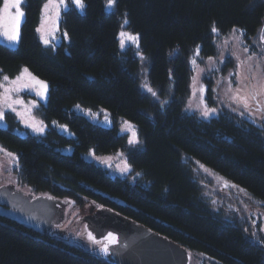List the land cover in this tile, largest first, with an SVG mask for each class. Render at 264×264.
Instances as JSON below:
<instances>
[{
  "label": "trees",
  "instance_id": "trees-1",
  "mask_svg": "<svg viewBox=\"0 0 264 264\" xmlns=\"http://www.w3.org/2000/svg\"><path fill=\"white\" fill-rule=\"evenodd\" d=\"M44 2L26 0L18 50L0 40V79L27 68L47 82L44 121L68 126L75 139L50 130L41 142L0 127V146L18 156L19 182L54 197L56 205L72 197L88 210L111 209L187 249L192 264H264V234L258 230L252 240L249 224L228 220L207 193L214 176L245 190H240L244 197L264 211V125L229 112L209 121L184 112L189 58L198 46L203 59L216 55L213 26L222 36L242 30L249 52L256 51L252 45L257 41L260 52L253 54L263 57L264 1L116 0L115 11L107 14V0H83L84 14L72 6L62 15L61 30L68 33L69 43L64 39L56 51L45 48L38 36ZM125 18L127 29L139 35L151 86L165 98L174 83L167 108L141 92L142 59L132 49H119ZM79 104L107 111L114 128L74 114ZM124 120L137 126L143 150L119 135ZM8 121L19 126L13 115ZM68 146L74 149L71 156L57 151ZM90 150L98 155L124 151L130 177L111 178L84 161L82 155ZM32 200L28 196L24 201ZM15 211L0 198V264H110L106 257L15 220Z\"/></svg>",
  "mask_w": 264,
  "mask_h": 264
},
{
  "label": "rangeland",
  "instance_id": "rangeland-1",
  "mask_svg": "<svg viewBox=\"0 0 264 264\" xmlns=\"http://www.w3.org/2000/svg\"><path fill=\"white\" fill-rule=\"evenodd\" d=\"M256 1L257 0H255V2ZM48 3L49 0H45L44 5ZM56 3H58V0H56ZM25 5L26 0H23L20 5V9L24 13L23 16H25ZM44 5L41 10L38 34L42 38L43 42L45 39L48 41L47 44L44 43L45 48L56 51L57 48L64 42V39L69 43L68 37H65L64 34H62V15L72 6L76 8L80 14H84L86 11V5L84 3V8L81 10L75 4L71 3V0H67V9H65L63 6L56 8L52 4H49L47 12H44L43 10ZM9 11L14 16L17 14L15 8L10 9ZM114 11L115 5L112 8H108L106 2L105 12L107 14H112ZM1 12L5 16L8 15L5 14L3 10H0V13ZM57 12L59 15H57ZM13 23L14 21H11L7 27L2 22H0V40L5 42L8 46L10 43L4 37L6 32H10L12 30ZM127 26L128 24L124 25L122 23L120 32L123 30L132 33L129 29H127ZM214 34L217 49L215 56L210 57L211 59H203L201 56V46H198L189 58L188 63L191 70L190 94L189 98L187 99L184 112L188 115H195L205 121L218 118L223 113L229 112L230 114L236 115L247 122L253 123L257 126H263L264 111L258 110L256 101L259 100V109L264 110V55L263 57H260L253 54L260 52L259 43L254 41L252 48H255L256 51L249 52L251 49L245 46L244 35H241V30L239 31L237 29L236 32H231L229 35L225 36L217 33ZM118 39L119 49L122 53L126 52L128 49H132L134 54L142 59V68L140 74L141 92L152 98V100L156 102L162 109L167 108L173 100L174 83H170L167 97L162 98L158 91L150 84L149 68L147 65L148 61L141 52L140 38L136 43H132L127 38H125V47L123 49L120 46V35H118ZM262 44H264V42H262ZM245 48L248 50L245 51ZM197 49H199V55H197ZM12 50H18V47L17 49ZM193 60L196 61L195 64L192 63ZM23 69H21L20 72L14 77L8 76L9 80H15L17 76L22 74ZM25 83L29 84V87L20 88V90L17 92L15 89L19 87V85L10 84L8 81H3L2 78L0 79V84L4 85V87H0V97L4 95V88H10L13 89V91L10 93L12 100L19 99L23 101V104H14V107L16 108L15 112L7 107L4 108L5 118L4 120L0 121V127L7 130L10 129L21 137L33 136L41 142L44 141V138L50 130H53L69 139H75V135L70 131L68 126L65 130L62 127L65 126L64 124L56 122L55 124L52 123L48 125L44 121L43 108L47 107L48 105L49 85L47 84L48 98L47 100H44L41 99L39 95H37V92L40 91L39 85L34 84L26 74L24 75V78L20 84ZM147 87H151L157 93V96H152V94L147 91ZM210 87H213V92L211 95L209 93ZM238 89L239 91H237ZM253 92L258 94L256 99L252 98ZM234 96L246 97L248 99L250 108L246 110L239 100L233 99ZM205 104H207L209 108H215L217 110L216 113L205 118L201 114ZM17 112L21 113V115H17ZM72 112L74 114L83 116L89 122L100 127L107 129L114 128V122L111 115L103 109L94 110L79 104V108H77V105L74 106ZM8 115H13L15 117V121L19 123L18 127H14L10 124L8 121ZM41 121L45 126L44 132L41 134L33 131L31 127L26 126L30 123H35L37 126H39V122ZM125 121L126 120L118 125L119 135L127 137L129 143V140L133 139L132 133L134 131L136 133V139L139 142L129 144L132 147L143 150V144L137 126L127 121L132 125V128H128L125 125ZM57 151L67 156H71L74 153V149L71 146L57 147ZM93 152V150H90L89 152L84 153L82 155V159L86 162L94 163L100 166L111 178L125 179L130 177L132 171H122V169H124L125 163L129 165L127 154L124 151H119L109 155H98L95 152V155H93ZM18 169V156L16 154L9 155V153L5 152L0 146V188L14 186L17 190L22 191L26 196L34 197V201L49 198L48 194L33 192L30 186L22 185L19 182L18 175L16 174ZM203 172L208 175L206 171ZM210 179L211 187L208 188L207 193L215 199V196L218 195L217 189L222 193L223 191L220 190L221 185L219 178L210 176ZM51 199L54 200L55 198L52 197ZM220 200H223V198L220 197ZM57 205L58 206H56V208L59 214L54 216L56 223L54 228L51 230V235L64 238L68 241V244L79 247L80 249H83L87 252L107 257L108 252L105 253L103 249L106 248V243L110 241L109 238L105 240H99L97 237L91 236L94 237V239H90L86 227L81 223L83 218L91 213V211L88 210L89 206L80 203V201L72 197L62 199V202ZM262 230V234H264V217ZM190 261L193 263L192 257Z\"/></svg>",
  "mask_w": 264,
  "mask_h": 264
},
{
  "label": "water",
  "instance_id": "water-1",
  "mask_svg": "<svg viewBox=\"0 0 264 264\" xmlns=\"http://www.w3.org/2000/svg\"><path fill=\"white\" fill-rule=\"evenodd\" d=\"M3 201L12 203L15 220L37 230H51L52 212L43 200L26 202L21 194L0 191ZM87 228L103 237H116L110 246V264H188V251L168 238L138 224L121 214L103 208L83 218Z\"/></svg>",
  "mask_w": 264,
  "mask_h": 264
},
{
  "label": "snow or ice",
  "instance_id": "snow-or-ice-1",
  "mask_svg": "<svg viewBox=\"0 0 264 264\" xmlns=\"http://www.w3.org/2000/svg\"><path fill=\"white\" fill-rule=\"evenodd\" d=\"M22 2H23V0H5V4H4V8H3V12L5 14H8L9 10L12 9V8H15L16 11H17V14L14 17H12V19L14 20V23H13V26H12V30L10 32H6L5 33V35H7V37H8V39L11 40V41H14V42H18V40H19L18 26H19L20 18L23 17V15H24L23 11L20 9V5H21ZM71 3L75 4L81 10H83V8H84L83 0H71ZM49 4H52L56 8H59L60 6H63L65 9H67V6H68L67 5V0H58V3H56V0H49V3L44 5V9H43L44 12L48 11ZM115 4H116V0H107V7L108 8H112ZM57 15H59L58 12H57ZM128 23H129V21L125 18L123 20V24L127 25ZM212 32L219 34V30L215 26H213ZM233 32H236V29H233ZM119 35L121 37L120 46H121L122 49L125 47V38H127L132 43H136L139 40V35L138 34H133V33L127 32V31H123L122 30ZM241 35H243V31L242 30H241ZM64 36L67 37L68 33L65 32ZM259 39H260L261 42H264V34H261ZM44 43L47 44L48 41L45 39ZM244 50L247 51L248 49L245 48ZM197 55H199V49H197ZM209 59H211V58H209ZM192 63L195 64L196 61L193 60ZM0 72H2V70H0ZM25 74L27 75V77L30 78V80L34 84L39 85L40 91L37 92V95H39L41 97V99L47 100V98H48L47 97V91H48L47 83H45L44 81L38 80L37 77L33 76L32 73L29 72V70L27 68L23 69L22 74L20 76H17L15 78V80H11L10 81L9 77L7 75H3L2 79H3V81H8L10 84L19 85V87H17L15 89V91L18 92L20 90V88L29 87V84H27V83L20 84V82L23 80ZM0 87H4V85L0 84ZM12 91H13V89L4 88V95L2 97H0V121L4 120V118H5V112H4V108L5 107H7V108L11 109L13 112H15L16 108L14 107V104H17V103L23 104L22 100H19V99L12 100L11 95H10V93ZM147 91L150 92L152 94V96H154V97L157 96V93L151 87H147ZM237 91H239V89ZM257 95L258 94L256 92H253L252 93V98L256 99ZM233 99L234 100H239L243 104V106H244V108L246 110L250 108V105L248 104V99L246 97L234 96ZM256 103H257L258 110L264 111L262 109H259V100H257ZM77 108H79V105H77ZM216 111L217 110L215 108H209L207 106V104H205L201 114L205 118H207V117L215 114ZM17 115H21V113L17 112ZM53 123L55 124L56 122H53ZM125 125L128 128H132V125L129 122H127V121H125ZM26 126L31 127L32 130L37 132L38 134L43 133L44 132V127H45L43 125L42 121L39 122V126H37V124H35V123H30V124H27ZM62 127L65 130L67 129L66 125L62 126ZM132 137H133V139L129 140L130 144L134 143V142L135 143L139 142L136 139V133L134 131L132 133ZM92 154L95 155L94 152ZM9 155H12V154L9 153ZM122 171H132L131 166L128 165L127 163H125L124 169H122ZM137 175H139V173H137ZM232 187H237L238 188L239 186L232 185ZM240 190L241 191H245L243 189H240ZM249 198H251V197H249ZM260 203H264V201H261ZM89 237H90V239H94V237H91V234H89ZM109 240L110 241H115L116 237L112 236L111 234H109ZM103 251L105 253H107L108 249L104 248Z\"/></svg>",
  "mask_w": 264,
  "mask_h": 264
},
{
  "label": "flooded vegetation",
  "instance_id": "flooded-vegetation-1",
  "mask_svg": "<svg viewBox=\"0 0 264 264\" xmlns=\"http://www.w3.org/2000/svg\"><path fill=\"white\" fill-rule=\"evenodd\" d=\"M220 185L223 193L217 189V196L213 203L221 208L224 214H228V220L240 225L243 221L252 230V234L257 232V228L263 223L264 211H258L251 204L250 199L245 198L244 195L232 185L220 180ZM220 197L223 200H220ZM229 215L232 217H229ZM251 234V235H252ZM252 240H256L254 236H251Z\"/></svg>",
  "mask_w": 264,
  "mask_h": 264
},
{
  "label": "crops",
  "instance_id": "crops-1",
  "mask_svg": "<svg viewBox=\"0 0 264 264\" xmlns=\"http://www.w3.org/2000/svg\"><path fill=\"white\" fill-rule=\"evenodd\" d=\"M4 4H5V1H4L3 5L1 6L0 10H3V8H4ZM12 17H14V15H12L10 11H9V13H8L7 16H5V15L1 12V13H0V22H2L5 26L8 27L9 24H10V22H11V21H14V20L12 19ZM24 18H25V16H23V17L20 18V22H19L18 30H19V28L21 27V25H22V23H23V21H24ZM38 33H39V32H38ZM39 37H40V35H39ZM4 38L7 39V40L9 41V43H10L9 46H10L12 49H16V48L19 46V42H20V34H19V40H18V42H14V41L9 40L8 37H7V35H5ZM40 39H41L42 43L44 44V42H43V40H42L41 37H40Z\"/></svg>",
  "mask_w": 264,
  "mask_h": 264
}]
</instances>
